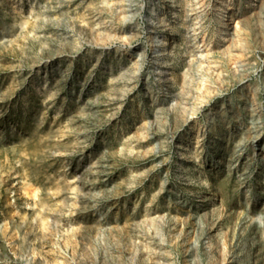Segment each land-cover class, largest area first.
Returning a JSON list of instances; mask_svg holds the SVG:
<instances>
[{
  "label": "rangeland",
  "instance_id": "obj_1",
  "mask_svg": "<svg viewBox=\"0 0 264 264\" xmlns=\"http://www.w3.org/2000/svg\"><path fill=\"white\" fill-rule=\"evenodd\" d=\"M0 264H264V0H0Z\"/></svg>",
  "mask_w": 264,
  "mask_h": 264
},
{
  "label": "bare ground",
  "instance_id": "obj_2",
  "mask_svg": "<svg viewBox=\"0 0 264 264\" xmlns=\"http://www.w3.org/2000/svg\"><path fill=\"white\" fill-rule=\"evenodd\" d=\"M247 247H248V257L251 259L253 257H256V245L253 239L250 240V244Z\"/></svg>",
  "mask_w": 264,
  "mask_h": 264
}]
</instances>
